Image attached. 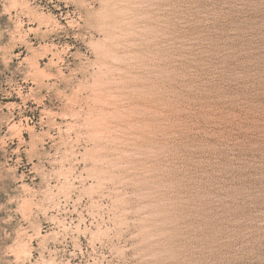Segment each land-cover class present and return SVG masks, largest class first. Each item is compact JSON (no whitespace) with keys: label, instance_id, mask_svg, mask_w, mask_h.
Returning a JSON list of instances; mask_svg holds the SVG:
<instances>
[{"label":"rangeland","instance_id":"obj_1","mask_svg":"<svg viewBox=\"0 0 264 264\" xmlns=\"http://www.w3.org/2000/svg\"><path fill=\"white\" fill-rule=\"evenodd\" d=\"M0 264H264V0H0Z\"/></svg>","mask_w":264,"mask_h":264}]
</instances>
